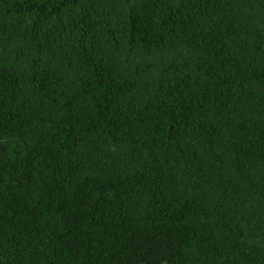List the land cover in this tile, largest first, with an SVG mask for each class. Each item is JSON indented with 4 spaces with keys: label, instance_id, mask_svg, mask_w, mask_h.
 I'll return each instance as SVG.
<instances>
[{
    "label": "trees",
    "instance_id": "obj_1",
    "mask_svg": "<svg viewBox=\"0 0 264 264\" xmlns=\"http://www.w3.org/2000/svg\"><path fill=\"white\" fill-rule=\"evenodd\" d=\"M0 264H264V0H0Z\"/></svg>",
    "mask_w": 264,
    "mask_h": 264
}]
</instances>
